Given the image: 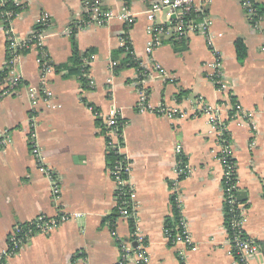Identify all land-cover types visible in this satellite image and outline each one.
Instances as JSON below:
<instances>
[{"label": "crops", "instance_id": "1", "mask_svg": "<svg viewBox=\"0 0 264 264\" xmlns=\"http://www.w3.org/2000/svg\"><path fill=\"white\" fill-rule=\"evenodd\" d=\"M16 1L26 6L13 20L19 36L32 34L40 15L49 12L53 24L44 41L49 62L69 63L74 34L80 56L88 51L92 54L85 76L94 85L89 83L84 88L78 73L70 72L72 65L54 69L44 76L54 93L52 105L40 101L34 106L28 86L40 85L43 80L36 61L37 49L30 48L18 60L17 71L24 81L0 99V130H9L12 137V142L0 150V254L7 251L8 236L18 223L39 214L55 217L61 211L82 216L71 218L49 233L32 236L17 254L6 258V264H69L80 251L88 264H118L120 241H131L136 229L146 244L148 264H234L224 214L218 135L207 115H193L198 97L222 110L237 161L239 196L246 213L244 231L258 246L248 262L264 264V17L261 28L255 29L241 0H203L205 17L211 22L210 36L222 57L228 83L227 90H218L209 78L208 68L216 56L204 35L164 36L162 45L148 52L150 22L146 10L155 0H129L136 16L130 27L112 20L106 25L82 28L77 22L85 16L86 1L118 10L122 0ZM256 1L264 16V0ZM156 21L167 23L165 12H157ZM125 35L131 53L121 45ZM239 39L246 47L242 60L236 50ZM130 54L139 68L148 71L144 83L150 104L177 106L189 117L170 119L137 111L133 82L139 68L128 64L116 71ZM6 58V38L0 23V71ZM113 61L117 63L112 67ZM86 102L103 117L114 108L127 122L123 152L132 164L130 182L137 191L135 230L130 220L113 217L116 182L108 165L109 149L98 116ZM237 103L251 114L249 119L236 113ZM31 116L44 162L62 179L59 200L53 198L50 180L31 153ZM175 146L182 148L192 168L180 184L192 248L171 245L165 235L168 219L174 220L171 183L175 178ZM127 264L137 262L132 259Z\"/></svg>", "mask_w": 264, "mask_h": 264}, {"label": "built area", "instance_id": "2", "mask_svg": "<svg viewBox=\"0 0 264 264\" xmlns=\"http://www.w3.org/2000/svg\"><path fill=\"white\" fill-rule=\"evenodd\" d=\"M8 0H0V7L4 6ZM16 5H24L18 3L16 0H11ZM243 9L246 13L247 19L251 26L255 29L261 28V21L263 14L260 12V6L256 0H241ZM163 11L166 14L167 23L161 24L156 21V14ZM20 12L14 10L0 9V23L6 38V52L7 58L4 63L6 74L3 78V89L0 90V99L7 93H11L15 88L22 84L24 78L22 74L17 71V63L20 57L32 47L38 51L37 64L43 75V80L40 85H29L28 95L35 106L40 101L51 104V98L54 93L49 89L44 76L52 72L55 68L47 58V50L45 49L44 41L47 36V31L52 27V16L49 12H43L37 19L36 26L29 36L22 38L16 32L13 26V20ZM206 8L203 6V0H155L149 9L146 10V15L149 20L148 34L149 40L147 45L148 52H152L163 43L164 36H176L178 38L187 34H200L207 38V43L214 49V43L210 36L211 22L205 17ZM85 16L77 22V26L82 28L90 25L102 26L110 23L112 20H119L130 27L135 19V14L131 11L129 0H122V5L118 10L104 9L96 2L86 1L84 4ZM203 16V20L200 17ZM129 39L127 35L122 37L121 45L126 48V53H131L129 48ZM262 50L264 51V41L262 43ZM216 56L215 60L208 64L211 72L209 78L218 88V90H227L228 83L226 75L223 71L222 57L214 49ZM92 58L84 59V67L90 65ZM117 62L111 63L112 67ZM84 71V75L87 73ZM148 71L141 68L138 72L136 80L133 85L136 89L137 111L140 113H154L159 116H164L170 119L189 117L190 114L179 107H171L161 105L154 107L149 102V92L144 83ZM89 83L93 86V81L89 79ZM94 114L98 117H103L93 107H90ZM236 113L241 114L246 119L251 116L241 104H236ZM193 115L205 114L208 116V121L218 135L219 152L218 158L223 167L222 186L224 192V214L227 218V228L229 231V238L232 248V254L235 257L234 264H250L248 262L249 256L257 252L258 246L255 241L248 237L244 231V223L246 218L245 208L239 198L238 176H237V161L232 154V138L227 128V123L222 120L221 109L206 102L201 97H198L193 104ZM29 129V146L32 155L35 157L39 168H41L51 183V192L55 200H59L61 196L62 179L59 174L49 165L45 164L44 157L41 152L36 133V123L34 117L31 116ZM119 111L114 108L110 113L103 117L104 136L106 138V145L108 149L115 148L119 154L123 152L124 130L127 125L123 121L121 128L118 124L120 119ZM123 139V142H122ZM12 142V137L9 130H0V150L4 149ZM176 155L175 163V178L172 180V197L179 209V222L173 228L166 227L165 235L169 240L172 237L173 244H184L187 248H192L194 245L192 235L188 230L187 221L183 215V195L181 192V182L184 178L192 173V168L183 154L180 146L174 148ZM132 164L129 158L124 156L123 159L117 161L113 167H110V174L116 182V202L119 209V216L128 220H132L134 226H137V191L130 182V175ZM123 197L121 204L119 198ZM55 217H49L45 214H39L34 219L18 223L13 227V230L8 236V248L5 253L0 254V264H6V258L10 255L17 254L28 240L36 234H46L70 220L73 217L82 216L81 213H69L66 211L59 212ZM171 230H177L174 236H171ZM115 235V231H113ZM121 244V258L118 264H127L129 260H136L137 264H148L150 257L146 250V244L142 236L135 230V237L131 241H120ZM69 264H88L87 257L83 252H77Z\"/></svg>", "mask_w": 264, "mask_h": 264}, {"label": "trees", "instance_id": "3", "mask_svg": "<svg viewBox=\"0 0 264 264\" xmlns=\"http://www.w3.org/2000/svg\"><path fill=\"white\" fill-rule=\"evenodd\" d=\"M25 8H26L25 5H22V6L21 5H16L11 0H8L5 3L4 6L0 7V9L14 10L16 12H22ZM262 10L263 9L260 8L261 14H263V11ZM71 41H72V55H71V57L69 59V63L70 64L69 63H66L65 65H60V64H52V65L54 66L55 70H60L63 67L65 68V67H69L70 65H72L71 66L72 68L69 67L70 68V72L78 73V75L80 77L79 79L81 80V83H82L83 87L84 88H88L89 87V79L84 75V71L87 69V67H84V59H83V57L86 56L87 58H91L92 57V54H91L90 51H88V52L84 53L82 56H80L79 49H78L77 42H76V38H75V35L74 34L71 37ZM236 50H237L238 58L240 60L244 59V57L246 55V47L243 44V41L240 40V39L236 41ZM117 57H118V53H115L114 58L116 59ZM128 64H130L131 66H134V67H138L139 68V63L130 54L125 59H122L121 60L119 66H116V71L118 72L119 70H121L123 67H125ZM140 69L141 68H139V70ZM5 74H6V70L0 71V86L3 83V78H4ZM181 95L182 94H179L178 95V98H180ZM86 104H87V106L94 108L93 104H91L89 102H86ZM97 120H98L99 126L101 125L103 127V129L106 130V126L104 124H102L103 119L101 117H98ZM123 121L124 120L122 118L118 119V124H119L120 128L122 127L121 124L123 123ZM122 142H123V139H122ZM124 156H125V154H119L117 149L110 148L109 149L108 156H107L108 165L111 166V167H113L114 164L117 161L123 159ZM122 199H123V197L119 198V203L120 204L122 202ZM172 201H173V210H174V220L173 221H170L168 219V221L166 223V227H169V228H173L174 225H175V223H178L179 222V218H180L179 209L176 206V203H175L173 197H172ZM115 215H119L118 206H116V209L114 211L113 217ZM130 224H131V228L133 230H135L134 229V224H133V221L132 220H130ZM176 233H177V230H171V236H174ZM168 241H169V244H171V245L173 244L172 243V237H170V239Z\"/></svg>", "mask_w": 264, "mask_h": 264}, {"label": "water", "instance_id": "4", "mask_svg": "<svg viewBox=\"0 0 264 264\" xmlns=\"http://www.w3.org/2000/svg\"><path fill=\"white\" fill-rule=\"evenodd\" d=\"M239 198L242 199L241 196H239Z\"/></svg>", "mask_w": 264, "mask_h": 264}]
</instances>
